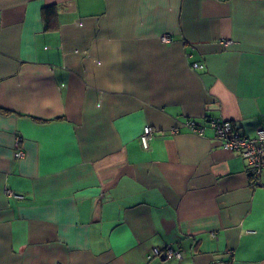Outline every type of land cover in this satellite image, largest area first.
Returning a JSON list of instances; mask_svg holds the SVG:
<instances>
[{"label":"crops","instance_id":"crops-1","mask_svg":"<svg viewBox=\"0 0 264 264\" xmlns=\"http://www.w3.org/2000/svg\"><path fill=\"white\" fill-rule=\"evenodd\" d=\"M213 117L264 128V0H0V264H264Z\"/></svg>","mask_w":264,"mask_h":264},{"label":"built area","instance_id":"built-area-1","mask_svg":"<svg viewBox=\"0 0 264 264\" xmlns=\"http://www.w3.org/2000/svg\"><path fill=\"white\" fill-rule=\"evenodd\" d=\"M164 41H168L170 37L168 35L163 36ZM195 68L202 66L195 62L193 64ZM208 124L215 130L218 138L221 141L223 148L239 153L247 162L248 173L251 177L253 185L261 181L264 172V128H260L255 136H247L241 134L233 121L223 118H208ZM185 126L192 132L203 135L205 127L202 124H198L195 120L188 119ZM154 135V128L150 125H146L143 128L141 134V143L144 148L150 147V141ZM20 139L16 138L17 149L15 151L16 158H22L25 155L23 148L19 147ZM9 195L21 197L19 194L8 191ZM154 255L165 257L166 259L183 257V250L173 247H155L153 252L147 256L148 259L153 258Z\"/></svg>","mask_w":264,"mask_h":264},{"label":"trees","instance_id":"trees-1","mask_svg":"<svg viewBox=\"0 0 264 264\" xmlns=\"http://www.w3.org/2000/svg\"><path fill=\"white\" fill-rule=\"evenodd\" d=\"M49 13H55V7H46L44 9V14H49Z\"/></svg>","mask_w":264,"mask_h":264},{"label":"water","instance_id":"water-1","mask_svg":"<svg viewBox=\"0 0 264 264\" xmlns=\"http://www.w3.org/2000/svg\"><path fill=\"white\" fill-rule=\"evenodd\" d=\"M165 257H163V259H164Z\"/></svg>","mask_w":264,"mask_h":264}]
</instances>
